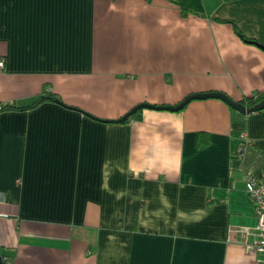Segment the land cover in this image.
<instances>
[{
    "label": "crops",
    "instance_id": "crops-1",
    "mask_svg": "<svg viewBox=\"0 0 264 264\" xmlns=\"http://www.w3.org/2000/svg\"><path fill=\"white\" fill-rule=\"evenodd\" d=\"M217 19L264 45V0H0V264H260L229 234L257 223L264 109L116 122L264 91V48Z\"/></svg>",
    "mask_w": 264,
    "mask_h": 264
},
{
    "label": "built area",
    "instance_id": "built-area-1",
    "mask_svg": "<svg viewBox=\"0 0 264 264\" xmlns=\"http://www.w3.org/2000/svg\"><path fill=\"white\" fill-rule=\"evenodd\" d=\"M4 59L0 61V67H3ZM242 143L236 151V156L244 158L245 151L251 144L247 132L241 133ZM246 192L255 206L257 223L254 226L240 225L230 229L229 238L240 242L248 252H257L261 254L258 258L260 264H264V180L256 177L252 172L246 173ZM7 200L6 195H0V203ZM0 216H7L0 213ZM239 236V237H238ZM6 264H11L6 261Z\"/></svg>",
    "mask_w": 264,
    "mask_h": 264
},
{
    "label": "water",
    "instance_id": "water-1",
    "mask_svg": "<svg viewBox=\"0 0 264 264\" xmlns=\"http://www.w3.org/2000/svg\"><path fill=\"white\" fill-rule=\"evenodd\" d=\"M208 98H219L226 102L230 107L239 111L242 114H250L253 112H258L264 109V98L261 102L257 103L252 107H247L243 105L241 102L234 100L227 93L221 91H208V92H200V93H192L186 96L182 101L175 105H156L150 103H141L136 105L133 109H131L127 114H125L120 119L116 120V122H124L129 117L137 113L140 109L143 108H152L158 110H170V111H179L185 108L192 100L196 99H208ZM59 102V101H58ZM60 103V102H59Z\"/></svg>",
    "mask_w": 264,
    "mask_h": 264
},
{
    "label": "trees",
    "instance_id": "trees-1",
    "mask_svg": "<svg viewBox=\"0 0 264 264\" xmlns=\"http://www.w3.org/2000/svg\"><path fill=\"white\" fill-rule=\"evenodd\" d=\"M217 20L221 21V22H231L234 26L236 33L242 38V40H244L245 42H248V43L257 44V45L264 48V45L261 44L257 39L250 38V37H247L246 35H244L241 32V30L238 28V26L236 25L235 22L224 20V19H217ZM263 98H264V91L255 93V95L245 96L243 99L239 100V102H241L243 105H245L247 107H252V106L256 105L257 103L261 102ZM46 101H57V102L59 101L60 103H62L61 99L58 96H56L54 93H48V95H42V96L38 97L30 105H27V106L5 105L2 109H18L19 108V109H25L26 110V109L35 108V107L39 106L40 104H42ZM230 108H232V107H230ZM208 140H209L208 134L204 133V132H200L198 135L197 145L199 147H203L208 143ZM136 223H137V216L134 217V224H133L134 228L136 227Z\"/></svg>",
    "mask_w": 264,
    "mask_h": 264
},
{
    "label": "rangeland",
    "instance_id": "rangeland-1",
    "mask_svg": "<svg viewBox=\"0 0 264 264\" xmlns=\"http://www.w3.org/2000/svg\"><path fill=\"white\" fill-rule=\"evenodd\" d=\"M253 95H255V94H253Z\"/></svg>",
    "mask_w": 264,
    "mask_h": 264
}]
</instances>
